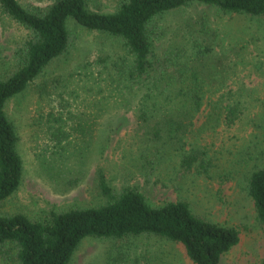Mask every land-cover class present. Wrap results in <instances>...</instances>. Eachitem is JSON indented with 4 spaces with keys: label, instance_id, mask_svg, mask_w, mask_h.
Listing matches in <instances>:
<instances>
[{
    "label": "rangeland",
    "instance_id": "374dc122",
    "mask_svg": "<svg viewBox=\"0 0 264 264\" xmlns=\"http://www.w3.org/2000/svg\"><path fill=\"white\" fill-rule=\"evenodd\" d=\"M51 1L19 0L29 8ZM86 2L92 10L111 11L118 0ZM151 27L156 51L168 58L167 74L153 79L163 85L194 55L197 43L212 38V55H221L226 68L205 96L213 101L229 92L224 100L241 102L239 119L230 126H212L207 122V98L183 150L144 143L135 133V117L137 103L153 80L127 78L131 54L120 37L69 21L71 42L65 53L7 102V116L19 136L23 173L18 189L1 203L0 211L38 219L50 210L99 205L103 197L96 170L102 168L116 189L136 185L155 205L184 200L194 214L234 226L239 240L218 264H264V224L247 191L250 173L264 165V17L224 13L195 2L157 15ZM26 36L22 26L0 11V76L12 69L15 45ZM68 111L94 114L96 137L81 143L68 135L60 144L54 142L52 127L67 131L72 124ZM50 112L59 119L53 121ZM190 151L198 154L197 161L181 172L180 156ZM148 155L155 159L151 169L145 163ZM0 264L19 263L0 255ZM68 264L192 263L170 240L137 236L86 237Z\"/></svg>",
    "mask_w": 264,
    "mask_h": 264
},
{
    "label": "trees",
    "instance_id": "16d2710c",
    "mask_svg": "<svg viewBox=\"0 0 264 264\" xmlns=\"http://www.w3.org/2000/svg\"><path fill=\"white\" fill-rule=\"evenodd\" d=\"M195 2L209 4L224 13L264 17V0H118L111 11L92 10L86 0H52L44 7L31 8L19 0H0L1 13L27 31L26 38L15 45L12 69L0 76V205L18 189L23 173L17 150L19 136L7 116V102L65 53L71 42L69 21L120 37L131 54L127 78L153 80L167 74L169 63L155 49L151 21L163 12ZM208 40L204 38L196 44L194 55L175 68L171 81L163 85L156 78L145 88L135 117V133L144 143L183 150L193 120L208 98L207 87L226 68L221 55H212L213 41ZM228 94L213 101L207 99V122L212 126H230L241 116L240 100H224ZM49 114L53 121L59 119L52 112ZM68 116L72 119L69 130L52 127L50 136L54 142L60 144L68 135L81 143L96 137L98 125L94 114L68 111ZM197 156L193 151L184 152L179 170H190ZM149 157L146 156L145 163L151 169L155 159ZM96 185L103 197V203L96 206L50 210L38 219H30L21 212L0 211V255L19 264H68L86 237L158 236L178 244L192 264H218L239 240L234 226L194 214L184 200L155 205L136 185L116 189L107 182L102 168L96 170ZM247 191L257 219L264 224V165L250 173Z\"/></svg>",
    "mask_w": 264,
    "mask_h": 264
}]
</instances>
